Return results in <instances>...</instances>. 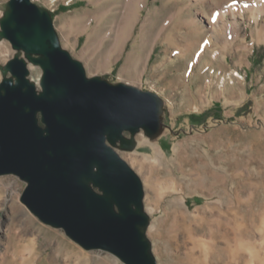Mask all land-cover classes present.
I'll return each instance as SVG.
<instances>
[{
    "label": "rangeland",
    "instance_id": "374dc122",
    "mask_svg": "<svg viewBox=\"0 0 264 264\" xmlns=\"http://www.w3.org/2000/svg\"><path fill=\"white\" fill-rule=\"evenodd\" d=\"M33 1L88 76L163 99L159 136L118 149L144 183L157 263L264 264V14L251 20L254 1ZM222 2L238 10L215 23ZM17 53L0 39V83ZM42 74L30 63L38 87ZM25 188L0 176V264H124L41 222L21 202Z\"/></svg>",
    "mask_w": 264,
    "mask_h": 264
},
{
    "label": "water",
    "instance_id": "95a60500",
    "mask_svg": "<svg viewBox=\"0 0 264 264\" xmlns=\"http://www.w3.org/2000/svg\"><path fill=\"white\" fill-rule=\"evenodd\" d=\"M0 39L18 52L1 66L0 176L24 181L21 202L83 249L158 264L144 183L118 149L133 150L141 132L159 136L162 97L88 76L62 46L51 11L33 0L8 1ZM30 63L43 71L39 87Z\"/></svg>",
    "mask_w": 264,
    "mask_h": 264
},
{
    "label": "bare ground",
    "instance_id": "6f19581e",
    "mask_svg": "<svg viewBox=\"0 0 264 264\" xmlns=\"http://www.w3.org/2000/svg\"><path fill=\"white\" fill-rule=\"evenodd\" d=\"M253 1H254V3L250 7V10L252 12V18H251V20L257 21L260 18V16L262 14H264V0H253ZM217 9L218 10H216L214 12V14H213V17H214L213 21L215 20V23H217V22H219L221 20H224L227 17V14H229V13H231L232 15H234L236 13L235 11L238 10V8H236V6L230 5V4L225 3V2L220 3L218 5V8ZM35 73H37V71H35ZM34 81L37 84L38 81L36 82V79ZM260 233H261L262 238L264 239V223H262V225L260 226ZM248 250H250V249H248Z\"/></svg>",
    "mask_w": 264,
    "mask_h": 264
},
{
    "label": "built area",
    "instance_id": "2783aa9c",
    "mask_svg": "<svg viewBox=\"0 0 264 264\" xmlns=\"http://www.w3.org/2000/svg\"><path fill=\"white\" fill-rule=\"evenodd\" d=\"M67 5H69V0L67 1Z\"/></svg>",
    "mask_w": 264,
    "mask_h": 264
}]
</instances>
